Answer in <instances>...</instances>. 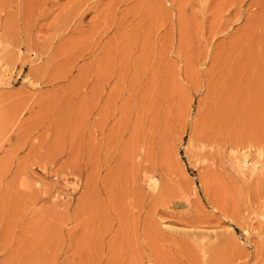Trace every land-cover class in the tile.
Returning a JSON list of instances; mask_svg holds the SVG:
<instances>
[{"label": "rangeland", "instance_id": "374dc122", "mask_svg": "<svg viewBox=\"0 0 264 264\" xmlns=\"http://www.w3.org/2000/svg\"><path fill=\"white\" fill-rule=\"evenodd\" d=\"M0 264H264V0H0Z\"/></svg>", "mask_w": 264, "mask_h": 264}, {"label": "bare ground", "instance_id": "6f19581e", "mask_svg": "<svg viewBox=\"0 0 264 264\" xmlns=\"http://www.w3.org/2000/svg\"><path fill=\"white\" fill-rule=\"evenodd\" d=\"M209 112H210V111H209ZM215 112H216V109H215ZM207 114H208V113H207ZM211 118H212V117H211ZM209 119H210V118H209ZM221 120H222V119H221ZM201 121H202V120H201ZM208 121H209V120H208ZM214 121H215V120H214ZM213 124H214V123H213ZM207 125H208V124H207ZM219 125H220V124H219ZM208 126H209V125H208ZM217 126H218V125H217ZM217 126L215 125V127H217ZM220 127H221V126H220ZM209 129H211V128H209ZM215 129H216V128H215ZM215 129H214V130H215ZM219 130H220V129H219ZM212 132H213V131H212ZM212 132H211V135L213 134ZM215 133H216V132H215ZM215 133H214V134H215ZM132 135H133V134H132ZM207 136H208V135H207ZM207 136H206V138H207ZM217 136H218V135H217ZM217 136H216V137H217ZM126 137H127V136H126ZM140 137H141V136H140ZM212 138H213V137H212ZM217 138H218V137H217ZM217 140H218V139H212V140H208L207 142H210V143H209V146H211V144H212L213 142L216 143ZM220 140H221V139H220ZM137 145H138V144H137ZM216 146H217V145H216ZM211 147H212V146H211ZM132 151H133V150H132ZM134 155H135V154H134Z\"/></svg>", "mask_w": 264, "mask_h": 264}]
</instances>
